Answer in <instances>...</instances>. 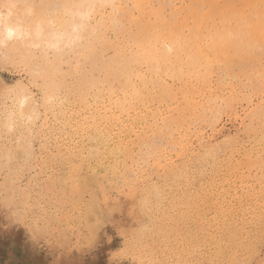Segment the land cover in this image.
Listing matches in <instances>:
<instances>
[{
	"label": "rangeland",
	"instance_id": "rangeland-1",
	"mask_svg": "<svg viewBox=\"0 0 264 264\" xmlns=\"http://www.w3.org/2000/svg\"><path fill=\"white\" fill-rule=\"evenodd\" d=\"M23 1L12 0L17 7L12 10L14 15L9 18V23L14 25V22L17 24L19 21L22 25L25 20L27 22L34 18V22H36L37 19L44 18L42 25L44 29L46 28L47 31L51 27L50 30H53L54 33L55 25L49 24L47 22L49 19V21L52 19V23L58 19H69V16L63 14L60 16L51 14L41 16L38 8L34 9L35 15L26 17L27 15L23 11L26 9V4H39L42 0ZM61 1L59 0L60 3H65L64 0ZM8 3L9 0H0V13L3 15L8 12ZM235 4L238 5L239 2L235 1ZM5 16L7 17V14ZM70 28L72 29L71 26ZM71 29H69V33L72 31ZM49 32V37L45 38L49 45L43 42L40 48L33 49V53L37 56V59L34 60V67L38 71L43 68L40 52L43 51L44 57L47 59L51 57L52 60L55 52L52 50V44L63 45L62 43L66 41L64 37L59 36L60 40ZM5 54L9 57V61L5 63L0 57V85L13 84L17 81H23L26 85L30 84L32 80L30 79L31 76L28 75L29 73L22 65L16 63L18 54L11 52L9 48L5 53H0V55ZM74 61L72 53L66 50L59 68L62 73V77H59L62 81L61 88L55 93L56 98L52 97V102L56 103L55 105L59 109V112L56 113L55 111L54 116L43 111V99H41L40 118L33 119L30 124L27 120H19L17 117L13 131L9 133L3 127L8 121V113L0 107V157L8 149L12 150V147L14 150L12 151L15 153L18 144L22 139L27 138L28 130L31 134L32 143L28 152L21 153V150L17 149L20 153L17 152L15 154L17 157L12 161L13 163L9 164V169L12 168L10 171L3 169L0 172V264H264V193L259 191V187L254 184V181L248 183L254 188L250 187V191L247 192L249 186L247 188L244 183L242 184L239 179H236L237 177L229 168L230 162L234 163L240 158L239 145L248 148L251 144L245 128L249 123L246 115L252 108L256 107L258 102L264 103V93L260 92L257 95L259 97L251 96L252 107L251 104L238 100L232 112L221 113L214 123H203L200 125L202 130L201 127H197L189 133L175 128V131L178 132L174 134L172 133V131L175 132L174 128L165 131L166 128L160 130L142 127V130L141 127H137L131 129L129 135L123 133L121 136L117 134L119 131L124 132V130L119 129L118 131L114 128L103 130L98 127L78 125V113L81 110L77 89L76 92L73 91L76 88V80L72 76ZM249 67L252 66L249 65ZM249 67L245 65V68ZM217 75L223 79L222 75L224 74L218 73ZM38 83L40 85L47 83L48 87L50 84L49 79L46 81L42 78L38 80ZM34 91L40 92L41 89L35 88ZM244 91H242L244 95L249 94L247 89ZM59 113L64 115L66 119L70 117L72 119L68 124H64L60 121L63 118ZM26 129L28 130L26 131ZM162 130L164 131L160 133ZM198 131L202 134H199ZM112 135L116 136L113 138ZM145 135H149V138H146ZM118 142L127 146L130 155L126 158L120 156V159L116 161L112 152L116 150ZM79 146L83 148L82 153H85H83V161L79 163L66 160L69 152L78 149ZM180 148L182 150H179ZM146 150L148 151L147 154ZM206 150H209L208 153L205 152ZM89 151H92V155L87 154ZM211 152L213 157L210 156ZM202 155L203 157H201ZM86 162L89 164L87 165ZM74 165L75 168L72 169ZM13 169L16 171L14 174L11 173L14 171ZM173 170L177 173H174ZM239 170L240 173L247 175V169L244 165L239 167ZM93 171L94 173L99 172L100 175L98 174V176L102 178V182L97 178V183L92 184L93 193L97 196L102 213L99 217L90 212V217L88 216L87 219H89L87 220L82 214L85 212L83 203H87L90 198L89 191H83V194L80 193V195L71 191L70 187L72 180L78 183L85 175ZM218 171H221L225 176ZM201 173L202 175H200ZM254 173L255 171L252 170L251 177ZM262 173H257L256 176L263 179L261 176L264 177V173ZM72 174L74 178L71 179L70 175ZM14 178L18 183H12ZM6 179L7 182L11 181L7 184L8 187ZM213 181L214 184H212ZM209 182L211 184H208ZM99 185L100 187L104 185L105 196L108 198L106 203L100 202ZM144 188L148 189L149 195ZM223 188L225 189L223 190ZM254 189H257L256 193ZM229 194L233 196V200ZM5 196L15 197L14 205H17L9 208L4 203ZM107 205H109V209ZM114 206L117 209H114ZM16 212L20 213L21 222H17L13 215ZM97 220L100 221L99 225L101 226H97ZM37 222H39V227L44 234L42 231L39 233L32 231L37 226ZM229 238L233 239L229 240ZM234 240H238L237 243ZM61 241L62 243H60ZM241 245L244 247L242 248ZM248 245H251V248ZM239 246L240 248H238Z\"/></svg>",
	"mask_w": 264,
	"mask_h": 264
},
{
	"label": "bare ground",
	"instance_id": "bare-ground-1",
	"mask_svg": "<svg viewBox=\"0 0 264 264\" xmlns=\"http://www.w3.org/2000/svg\"><path fill=\"white\" fill-rule=\"evenodd\" d=\"M64 1L65 3L67 2V3L79 4L83 2V3L95 4L94 9L84 8V9L75 10V11L90 12V17L86 19L85 21H83V23L87 25V27L82 32V36L84 37L83 41L77 43L74 49L70 51L72 53V58L75 59L73 67H72V76L76 80V88H74L73 91L76 92V89H77V92H78V98H79L80 110H81V112L79 111L78 113L79 114L78 125L80 126H83V125L84 126L86 125L88 127L93 126V127L101 128L103 130L110 129V128L118 129V131L119 129L124 130V132L123 131L118 132L117 135H121V136L123 133L129 135V133H131L130 130L133 128H137V127H141L140 129H142V127L143 128L151 127V128H158L160 130L166 128L165 131L167 129H169L170 131V128L171 129L174 128V131H175V128H178L180 129V131L182 130L184 132H189L191 130L196 129L197 127L200 128L201 127L200 125H202L203 123H214L218 115H220L221 113L232 112L234 109V105L237 103L238 100L239 101L243 100L247 104L250 105L252 102L251 96L259 97L257 95H259L260 92L264 93V0H235L236 2H239L238 5H236L237 3L235 4V1L233 0H202V1H199V0H64ZM23 11L26 13V9H23ZM5 14H7V12ZM68 16H69L68 20L67 19L64 20L63 18V19H58L55 22L53 21V23H51L52 25H55L54 33H53V30L52 31L50 30L52 29L51 27L48 28V30L46 31V28L44 29V27L42 26L43 34L41 37L36 36V28H35L36 22H34V18L30 19L29 17L30 20L27 22L25 20V23L22 24L21 26L27 29V34L25 35L23 40L16 41L9 47L11 52L13 53L15 52L18 54L17 55L18 60L16 61V63L22 65L20 56L22 53L27 51V49L25 48V45L38 44L41 46L43 42H45L46 44L47 42L45 41V38L49 37L48 31L52 33L51 34L52 36L54 34L56 37H58V39H60L59 36L64 37L66 41L62 43L63 45L67 43L68 34L70 31L69 29H71L70 26L72 27L73 20L77 24L81 23L79 16H76V17H73L72 15H68ZM26 17H28V15ZM14 25H15V22H14ZM45 25L47 26L48 24H45ZM62 40L64 41L63 38ZM63 45H60V46L63 47ZM52 48H53L52 50H55V52L53 54V59L51 60V63H49V60L46 57H44L42 53L43 51L40 52V57L42 59V64H43V68L40 72L42 73L46 72L48 74V79L50 82L49 87H48V94L50 97H55L56 96L55 93L61 88V84H62L61 78H59V77H62L61 70L59 69L62 59L57 58L56 49L54 47ZM33 49H31L32 52H33ZM41 50H43L42 47H41ZM33 65H34V61H33ZM245 65H248V67L249 65H251L252 67L245 68ZM216 71H218L217 74L218 73H221V75L224 74L222 75L223 79L220 77V75L218 76L216 74ZM30 76H31L30 79L33 80L34 77L32 75ZM64 88H65V85H64ZM244 89H247L248 90L247 92H249V94L244 95L242 93ZM55 104L51 101V103L45 106L44 101H43V105H42L43 111L50 113L54 116L55 111L56 113L59 112V109L56 107ZM255 106L256 107L252 108L246 115L249 123L245 128L248 133V137L250 139L251 144L248 148H245L244 146L239 145L238 151L240 154V158L234 163L230 162L229 168L233 171L234 176L237 177L236 179H239L242 184L244 183L247 186V188L249 186L248 183L250 181H254V184L256 186L258 185L257 187H259V191L264 193V177L261 176L263 179H259L256 176L257 173L261 174L264 170V103L258 102L257 105ZM251 107H252V104H251ZM17 111L19 110L17 109ZM24 114H25L24 120H27V122H30L31 124L32 120L29 121L27 119L28 116L31 115V110L29 108H26ZM59 114L61 115V113ZM61 117L63 119L60 121H62L64 124H68L70 120L72 119L71 117L66 119L64 115H61ZM7 122L8 121H6V123ZM32 125H33V122H32ZM27 130L28 129H26V131ZM201 130H202V127H201ZM163 131L164 130H162L160 133H162ZM177 132L172 131V133L174 134ZM28 133L29 134L26 135L27 138L25 140L22 139L20 143L17 142L19 144H18V148H16L15 153L13 152L14 150L12 147L13 151L8 149L7 151L4 152V154H2L3 156L0 157V172L3 169H6L8 171L12 169L11 167L9 169V164L13 163L12 161L15 159V157H17L15 156L17 152L23 153V152L30 151L31 149L30 147L32 143H31V134L29 130H28ZM170 133L171 132H169V134ZM198 133L200 134L201 132L198 131ZM149 135H145V137L149 138ZM165 136H167V134H165ZM179 136L181 135L179 134ZM174 137L175 136H173V138ZM196 139H197V136H196ZM185 147H186V143H185ZM182 148L184 149V147ZM17 149L21 151L19 152L17 151ZM82 149L83 148L79 146L78 149L69 152L68 156L66 157V160H72L73 162L77 161L81 163L83 161L82 159H83V153H84V152L82 153L83 151ZM94 150H97V149H94ZM179 150H182V149L180 148ZM208 151L206 150L205 152L208 153ZM129 153L130 152L128 151L127 146H124L122 143H119L116 146V150L112 152L113 156H115L116 161L117 159H120L119 158L120 156H122L123 158H126L127 156L130 155ZM147 153L148 151L146 152V154ZM87 154L92 155V151L87 152ZM10 156L11 158H9ZM210 156L213 157L212 152ZM201 157H203V155ZM92 158L90 159L92 160ZM98 163L97 165L99 166L100 163L99 164ZM242 165L246 167L247 175H245V173H240L239 167H241ZM192 167L194 169V166ZM74 168H75V165L72 166V169ZM111 170L113 171V168ZM252 170L255 171V173L251 177ZM94 171L90 174L88 173L89 175L88 174L85 175V177L78 183H75L72 180V184H71L72 186L70 187L71 191H74L78 194L80 193L83 194V191H86V190L89 191L90 198L87 203L86 202L83 203L85 212H83L82 210L83 212L82 216H84V218L86 219L89 216L90 212L95 213L99 217L101 216V213H102V211L100 210L101 209L100 205L98 204L99 201L97 200V196L96 194L93 193V190H92V184L97 183V178H99L100 182H102V178H100L101 176H98L99 172L94 173ZM218 172L221 173V171H218ZM11 173L14 174L16 173V171L14 170ZM174 173H177V172L175 171ZM103 174H104V170H103ZM128 174H131V173H128ZM200 175H202V173ZM35 177L36 176L34 175V178ZM70 177L71 179L74 178L73 174L70 175ZM9 178L8 180H10ZM249 179H252V180H249ZM6 182H7V179H6ZM9 182L11 181H8L6 185ZM227 183L228 182L226 181V184ZM208 184H211V183L209 182ZM212 184H214V181ZM103 186L100 187L99 185L100 202L106 203L107 202L106 200L108 198H106L105 196V191H104ZM250 187L252 186H249V188L247 189V192L250 191L249 190ZM225 188H223V190ZM144 189L148 191L147 188H144ZM256 190H255V193H256ZM206 192H207V189H206ZM208 192L210 193V191ZM148 195H149V191H148ZM214 196H216L215 193H214ZM231 197L233 200L232 195ZM144 198H142L143 199L142 201H144ZM107 206L109 209V205ZM114 209H117V208H115L114 206ZM87 222H90V221H87ZM90 223H87V224L90 225ZM226 224L228 223L226 222ZM91 227L93 228L92 225ZM226 230H229V229L226 228ZM235 232L236 231H234V233ZM62 233L64 232L62 231ZM95 234H96V231H95ZM231 239L229 238V240ZM63 241H65L64 238H63ZM237 241L235 242L237 243ZM60 243H62V241ZM238 245L240 244L238 243ZM241 247L243 248L244 246L241 245ZM227 248L229 249V247ZM238 248H240V246Z\"/></svg>",
	"mask_w": 264,
	"mask_h": 264
},
{
	"label": "snow or ice",
	"instance_id": "snow-or-ice-1",
	"mask_svg": "<svg viewBox=\"0 0 264 264\" xmlns=\"http://www.w3.org/2000/svg\"><path fill=\"white\" fill-rule=\"evenodd\" d=\"M16 3L9 0L7 4V17H5L2 13H0V53H5L6 50L16 41L23 40L25 35L27 34V29L21 26V23L18 21L17 24L13 25L9 23V18L13 15V9L16 8ZM40 9V15H55L60 16L63 14L64 16H68L71 14L73 17L79 16L81 23H75L73 20L72 31L68 34L67 43L61 47L59 44L52 45L56 49L57 58L62 59L65 55L66 50L70 53L72 49L77 45V43L82 42L84 37L82 36L83 30L87 27L86 24L83 23L86 19L90 17V12L83 11H72L73 9H94L95 4L92 3H60L59 0H47L44 2L42 0L39 4H26V15L33 16L35 15L34 9ZM51 24V21H48ZM44 24L43 19H37L35 23L36 28V36L41 37L43 34ZM38 44H27L25 48L27 51L21 54L20 60L22 66L25 70L34 77L30 84L26 85L23 81H17L13 84H2L0 85V107H2L8 113V122L5 123L4 127L10 133L13 131V125L15 124L17 116L20 120L25 119V109L29 108L31 110V115L28 116V120L31 121L33 119L40 118V107H41V99L44 101V105L51 103L52 97L48 94V85L45 83L44 85H40L38 83L39 79H45L47 81L48 74L46 72L42 73L36 69L33 65V61L37 59L35 53L31 51L33 48H39ZM3 58V61L7 63L9 61V57L5 55H0ZM49 63H51V57H48ZM35 88H40V92L34 91ZM11 101V103H9ZM17 109L19 111H17ZM11 158V156L9 157ZM12 183L15 184L16 180L13 179ZM15 197L9 198L7 196L4 197V203L9 207H14ZM16 217L17 222H21V216L18 212L13 213ZM100 221L97 220V226ZM34 233H39L42 229L39 227V222H37V226L32 229ZM127 235V234H125Z\"/></svg>",
	"mask_w": 264,
	"mask_h": 264
}]
</instances>
